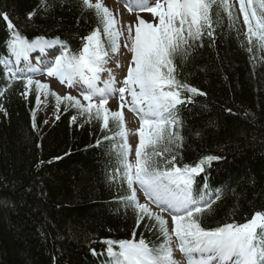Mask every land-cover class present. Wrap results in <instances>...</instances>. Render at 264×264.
Here are the masks:
<instances>
[{
  "label": "trees",
  "instance_id": "16d2710c",
  "mask_svg": "<svg viewBox=\"0 0 264 264\" xmlns=\"http://www.w3.org/2000/svg\"><path fill=\"white\" fill-rule=\"evenodd\" d=\"M226 3L228 10L219 0L210 10L212 37L205 31L189 42L186 56L174 58L176 79L206 95L182 91L192 101L178 106L180 126L172 129L182 144L158 157L175 155L181 168L221 157L194 178V194L211 201L196 217L205 229L240 225L264 212V47L255 27L249 41L234 0ZM259 3L252 5L258 16L264 11ZM5 13L30 41L59 39L77 54L99 28L104 49L111 51L103 23L82 0H0V60L12 38ZM250 19L255 25L256 18ZM47 104L39 111L35 85L8 79L0 64V264H104L113 260L108 247L119 252L118 243L106 240L143 238L150 248L159 247L156 221L138 219V210L123 199L130 189L117 155L123 140L115 122L104 128L94 112L82 113L64 100L57 109L52 93Z\"/></svg>",
  "mask_w": 264,
  "mask_h": 264
},
{
  "label": "snow or ice",
  "instance_id": "6c2138e0",
  "mask_svg": "<svg viewBox=\"0 0 264 264\" xmlns=\"http://www.w3.org/2000/svg\"><path fill=\"white\" fill-rule=\"evenodd\" d=\"M217 3L218 0H162V2L156 0L154 6L143 3L134 5L142 11L151 12L154 19L158 18V22H146L138 18L134 35L133 26L131 24L127 26L131 43H125L124 47L131 51L132 57L122 87L116 88L115 78L111 75L104 82V87L98 86L100 73L110 72L105 68L108 63V52L104 49L99 28L85 38L86 43L82 51L77 54L66 51L54 64L46 66L47 76H55L61 83L66 82L69 87H73L77 80L86 85L81 89L83 100L88 102L86 105L70 94L61 97L57 93H52L56 99L57 109L61 100H64L82 113L94 112L96 119L102 121L104 128L109 127L110 119L115 122L119 129L117 135L123 140L117 155L130 189V194L123 199L138 210L140 213L138 219L145 216L150 220L154 219L163 237V243L157 248H150L143 238L138 242L135 239L104 241L108 245L117 243L119 245V252H115L111 246L107 249L109 256L113 257L111 264H176L171 249L173 236L178 240V247L187 257L188 264H264V212H256L246 223L226 224L214 229H205L196 218L197 214L210 207L211 201H204L199 193L194 194V178L204 171V165L221 157L209 155L195 166L184 165L183 168L175 165V155L163 161L158 159L163 152L170 151L168 146L182 144L183 137L178 131L172 130L180 126L178 106L192 102L190 98H182V91L206 95L176 79L174 58L178 54L186 56L191 46L189 42L199 40L205 31L212 37L214 29L210 10ZM252 5L253 0H239L240 11L243 13L245 24L248 25L249 41L255 32H258L261 47H264V11L258 16ZM82 6L85 9H94L96 16L103 23V33L111 45V51L118 52L120 48L118 40L123 33L116 28L118 21L112 11L99 0L95 4L91 0H82ZM219 6L224 10L229 8L226 0H219ZM259 8L264 10V0H260ZM35 14L29 13L28 19L31 20ZM228 14L231 20L232 13ZM250 17L256 18L255 25L252 24ZM2 18L11 31L9 47L17 60L21 57L28 60L29 54L34 50L39 49L43 52L58 42L49 41L44 37L30 41L21 35L6 13ZM0 64H4L11 72L9 60H0ZM37 72L45 74L29 64L26 73L13 72L12 75L17 79H25L27 86L35 85L39 104L40 90L49 89L50 85L34 80L32 77ZM117 93L120 110L110 111L107 107L109 97ZM126 93L130 95V100H126ZM125 106L137 113L141 119L135 164L129 162L131 148L127 143L122 111ZM34 117L35 113L33 127ZM72 119L75 120L76 117ZM105 139L109 137L106 136ZM160 144L166 145L162 151L157 148ZM146 148H150L151 151H145ZM134 183L139 184L148 200L154 202L161 212L168 211L171 214L174 224L171 233L167 220L153 213L147 203L139 202L133 188ZM194 254H199V257L196 258Z\"/></svg>",
  "mask_w": 264,
  "mask_h": 264
},
{
  "label": "rangeland",
  "instance_id": "374dc122",
  "mask_svg": "<svg viewBox=\"0 0 264 264\" xmlns=\"http://www.w3.org/2000/svg\"><path fill=\"white\" fill-rule=\"evenodd\" d=\"M142 1H143V3H146L147 1H151L152 2L151 6H154L155 2H156V0H139V1L127 0V2H126V0H99V2H101L105 7L109 8L112 11L114 18L117 21L122 22L121 24H123L125 26L124 29H119L118 25H116V28L118 30H120L123 33V35L120 36L119 40H118V43L120 45L119 51L114 53V55L110 56V59H108V63L105 65V68L109 69L111 73L114 71L115 60L117 58H120L123 54L127 55L126 58H127L128 63L131 60V57H132L131 51L128 48L124 47L125 43H129V44L131 43V37H129L127 26L129 24H131L133 26V35H134L135 24H136L138 18H141V19L145 20L146 22H152V23L158 22V18L154 19L153 14L147 10L142 11L139 8L130 10V8L127 7V3H130L132 5L131 7H135L134 5L140 4ZM91 2L95 4L98 2V0H91ZM161 2H162V0H161ZM56 59H57V57L54 56L52 59L48 58L47 60L48 61L51 60L50 63L54 64ZM128 63H127V65H128ZM125 70L126 71H125L124 77L122 79H120L119 81L118 80L115 81L116 82L115 83L116 88L123 86L122 81L124 80V78L127 75V68ZM46 71H47V68H43V70L41 72H43L45 74H40V72H39L38 74H35L33 76L34 77L33 79H38L42 83H46V84L50 85V88L45 89V90H47V91L51 90L53 92H56L61 97H64L65 95L70 94L71 96H74L77 99H80L82 104L86 105L88 103L87 101L83 100V96L81 94V89L83 87H86V86H82L80 84L77 85V83H78V80H77V83H75L73 87H69L66 82L61 83L57 77L47 76ZM110 72L104 71V72L100 73L101 83H104L106 81V79H109V76H110L109 73ZM125 95H126V100L131 99L130 95H128L127 93ZM45 102H46L45 96H42L41 100H40L41 107H44L46 105ZM96 102H98V101H96ZM119 104H120L119 94L117 93L116 95L109 97V103H108L107 107L109 108L110 111H118V110H120ZM122 111H123V115H124L125 129L127 131V143L131 148V152L129 154V162L132 164H135V161H136L135 150L137 149V147L139 145L138 129L141 126V119L137 113L130 111V108L128 106H125L122 109ZM54 116H55V114H53L51 117H54ZM135 190H136L137 198H138L140 203H147L149 205V207L151 208V210L153 211V213L159 214L165 220H167V222H168L167 226H168L169 231L171 233L173 228H174V224H173V221L171 218V214L168 211L161 212V209L154 202H151L148 200V198L145 196L143 190L136 183H135ZM171 249H172L173 258L176 261V264H188L187 257L184 256L185 254L179 249L178 240L174 236H173V239L171 241Z\"/></svg>",
  "mask_w": 264,
  "mask_h": 264
},
{
  "label": "bare ground",
  "instance_id": "6f19581e",
  "mask_svg": "<svg viewBox=\"0 0 264 264\" xmlns=\"http://www.w3.org/2000/svg\"><path fill=\"white\" fill-rule=\"evenodd\" d=\"M122 22L118 21L117 25L119 27V29H124L125 26L123 24H121ZM127 55L123 54L120 58H117L114 62V71L111 73H109L112 77L115 78L116 80H120L123 75L125 74V69L127 67ZM119 65V66H118ZM107 81V79H106ZM83 83V82H82ZM84 85V84H83ZM85 86V85H84ZM114 237H110L109 239H113Z\"/></svg>",
  "mask_w": 264,
  "mask_h": 264
}]
</instances>
